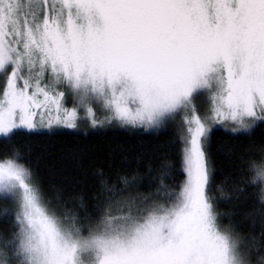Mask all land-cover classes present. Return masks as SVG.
<instances>
[{
  "label": "snow or ice",
  "instance_id": "obj_1",
  "mask_svg": "<svg viewBox=\"0 0 264 264\" xmlns=\"http://www.w3.org/2000/svg\"><path fill=\"white\" fill-rule=\"evenodd\" d=\"M81 126L175 156L45 186L15 137ZM220 128L264 129V0H0V264H264V143L217 181Z\"/></svg>",
  "mask_w": 264,
  "mask_h": 264
},
{
  "label": "trees",
  "instance_id": "obj_2",
  "mask_svg": "<svg viewBox=\"0 0 264 264\" xmlns=\"http://www.w3.org/2000/svg\"><path fill=\"white\" fill-rule=\"evenodd\" d=\"M175 139L174 126L159 131L111 126L86 132L59 129L28 133L21 129L14 142L23 146L21 151L27 162L47 186L65 180L83 179L72 159L73 154L81 155L86 167L101 166L105 171L111 167L115 171L130 165L143 174L147 171L148 161L155 164L156 157L175 156L174 152L162 151ZM212 140L213 157L217 166L216 176L219 181L225 173H232L235 169L225 154L226 148L233 146L238 153L251 151L264 143V129H257L251 137L241 135L237 138L220 128L214 132ZM236 164L243 166L240 161ZM93 183L89 177L88 186ZM6 206V202L0 200V231L10 227L3 221ZM220 206L222 210H227L231 204L222 201Z\"/></svg>",
  "mask_w": 264,
  "mask_h": 264
},
{
  "label": "rangeland",
  "instance_id": "obj_3",
  "mask_svg": "<svg viewBox=\"0 0 264 264\" xmlns=\"http://www.w3.org/2000/svg\"><path fill=\"white\" fill-rule=\"evenodd\" d=\"M203 102H204V97H200L198 100H197V104L198 105H201V108H203ZM68 106L71 107V101L69 100L68 102ZM107 127H111V126H104V127H100V128H91V127H84V126H81L80 128L78 129H67V128H59V129H66V130H71V131H75V132H86V131H90V130H95V129H104V128H107ZM114 127V126H113ZM59 129H56V130H59ZM132 129H138V128H132ZM40 130H46V131H49L47 129H40ZM55 131V130H54Z\"/></svg>",
  "mask_w": 264,
  "mask_h": 264
}]
</instances>
